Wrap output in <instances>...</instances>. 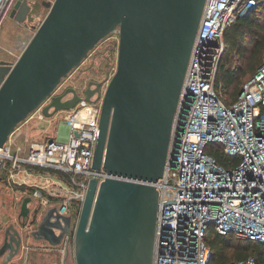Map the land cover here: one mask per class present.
<instances>
[{"label":"water","instance_id":"1","mask_svg":"<svg viewBox=\"0 0 264 264\" xmlns=\"http://www.w3.org/2000/svg\"><path fill=\"white\" fill-rule=\"evenodd\" d=\"M205 0H53L14 64L0 60V147L48 98L44 116L97 102L100 82L80 97L52 95L106 35L118 29L116 69L101 97L93 167L63 264H153L159 193L172 120ZM17 0L10 16L29 9ZM15 13V15H14ZM20 13V17H18ZM94 84L93 90L89 89ZM96 95L94 96V94ZM1 170V160H0ZM25 196L21 215L26 214ZM71 216L45 210L35 232L52 245L70 233ZM47 232V233H46Z\"/></svg>","mask_w":264,"mask_h":264},{"label":"built area","instance_id":"2","mask_svg":"<svg viewBox=\"0 0 264 264\" xmlns=\"http://www.w3.org/2000/svg\"><path fill=\"white\" fill-rule=\"evenodd\" d=\"M13 1L0 0V24ZM257 2L205 0L172 120L164 170L155 183L157 217H173L157 218L153 264H213V252L206 242L208 231L264 244V119L260 115L264 53L233 102L224 100L221 83L216 82L225 29ZM111 34L118 44V29ZM32 36L23 39L16 60ZM101 97L95 103L81 99L67 110L71 115L61 121L64 130L56 137L31 141L21 148L11 140L19 123L0 147V173L11 181L14 175L22 176L13 183L38 208L56 207L71 216L62 250L66 240L73 239L89 178L99 183L106 175L103 161L99 168L93 167L99 114L83 120L76 113V109L84 112L96 103L101 107ZM39 112L43 117L42 109ZM216 145L238 160L228 167L217 163L208 153V148ZM228 264L256 261L248 255Z\"/></svg>","mask_w":264,"mask_h":264},{"label":"rangeland","instance_id":"3","mask_svg":"<svg viewBox=\"0 0 264 264\" xmlns=\"http://www.w3.org/2000/svg\"><path fill=\"white\" fill-rule=\"evenodd\" d=\"M53 2V0H47ZM48 7L38 6L31 15L30 20L25 24L20 25L13 21L6 15L0 24V60L7 62H14L16 60V50L21 45L23 39L28 38L34 34L38 26L48 12ZM114 36L109 33L103 37L97 45H95L87 54V56L81 61V63L69 72L66 77V81L63 83V87L71 85L77 90L81 91L89 81L103 82L105 80V87L113 75L116 69L117 62V44L113 41ZM107 80V81H106ZM64 81V78H63ZM53 94V93H52ZM41 104L37 109L30 113V118L24 123H20V126L16 132L12 135V142L21 148L25 147L31 141H42L47 137H56L58 133L63 132L64 127L61 121L71 115L68 111H59L53 116H39V109H42ZM100 111V105L96 103L91 107H87L84 112L80 109H76V113L79 114L78 118L83 120H91L94 115H98ZM19 133L17 138L15 135ZM15 138V140H14ZM14 144V143H13ZM14 146V145H13ZM14 181L22 179L20 175H14ZM8 182H7V181ZM13 180L8 179L6 174H0V196H16L19 198L21 193L18 189V185L13 183ZM23 195H25L23 193ZM44 209L41 208L40 212ZM237 239V240H236ZM234 242L246 241L244 238L236 237ZM235 245V243H233ZM53 263L60 264V261L53 256ZM67 264H75L73 257L68 258Z\"/></svg>","mask_w":264,"mask_h":264},{"label":"trees","instance_id":"4","mask_svg":"<svg viewBox=\"0 0 264 264\" xmlns=\"http://www.w3.org/2000/svg\"><path fill=\"white\" fill-rule=\"evenodd\" d=\"M224 50L219 61L216 82L221 83V92L227 103L237 99L243 84L253 76L262 61L264 53V0L239 16L223 35ZM260 115L264 119V104L260 105ZM217 163L228 167L238 160L230 158L219 146L208 148ZM2 174V173H0ZM234 234H218L208 231L206 242L213 252V264H228L253 255L256 264H264V244L246 239L234 242ZM237 240V239H236ZM235 243V245L233 244Z\"/></svg>","mask_w":264,"mask_h":264},{"label":"flooded vegetation","instance_id":"5","mask_svg":"<svg viewBox=\"0 0 264 264\" xmlns=\"http://www.w3.org/2000/svg\"><path fill=\"white\" fill-rule=\"evenodd\" d=\"M17 0L13 1V4L8 11V17L20 25L25 24L30 20L31 15L35 12L38 6H46L47 0H26L30 6L25 12V16L22 22H18L14 16H10L12 8ZM15 15V13H14ZM20 17V13L18 15ZM64 77L53 91L54 96H62L68 98L71 93L64 95L66 90L74 89L76 94L80 97L84 96V91L88 88L89 81L85 88L81 91L77 90L71 85L62 86L66 81ZM107 81V80H106ZM99 91L100 95L103 94L105 89V80L100 82ZM94 84H90L89 89L93 90ZM96 93L94 94V96ZM50 102L48 98L42 105L45 106ZM21 196H0V264H58L53 263V256L63 264L64 249L62 250V241L58 245H52L44 239L38 237L43 236V233L35 232L40 221L43 220L45 210L40 212V208L37 207L36 202L29 196L23 195V191H19ZM25 196H29V200L26 202V214L21 215V208L23 199ZM47 233V232H46ZM64 237V236H63ZM62 237V239H63ZM64 248V247H63ZM66 259V264H67Z\"/></svg>","mask_w":264,"mask_h":264}]
</instances>
